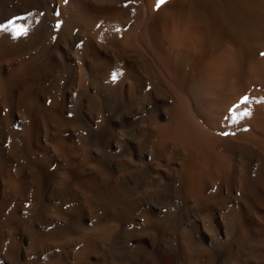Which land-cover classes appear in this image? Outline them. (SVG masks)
<instances>
[{
    "label": "bare ground",
    "instance_id": "bare-ground-1",
    "mask_svg": "<svg viewBox=\"0 0 264 264\" xmlns=\"http://www.w3.org/2000/svg\"><path fill=\"white\" fill-rule=\"evenodd\" d=\"M157 5L0 0V264H264V0Z\"/></svg>",
    "mask_w": 264,
    "mask_h": 264
},
{
    "label": "snow or ice",
    "instance_id": "snow-or-ice-1",
    "mask_svg": "<svg viewBox=\"0 0 264 264\" xmlns=\"http://www.w3.org/2000/svg\"><path fill=\"white\" fill-rule=\"evenodd\" d=\"M165 2V0H158V5L157 6H159L160 4H163ZM262 55H264V53H262ZM113 79H115V76L113 77ZM247 100H248V97H244L242 100H241V102L240 103H245V102H247ZM250 113H247V112H245V113H243V115H249ZM224 135H228V133H223Z\"/></svg>",
    "mask_w": 264,
    "mask_h": 264
}]
</instances>
